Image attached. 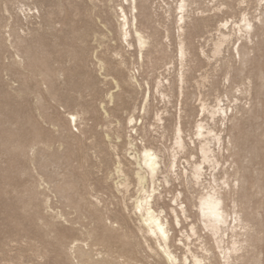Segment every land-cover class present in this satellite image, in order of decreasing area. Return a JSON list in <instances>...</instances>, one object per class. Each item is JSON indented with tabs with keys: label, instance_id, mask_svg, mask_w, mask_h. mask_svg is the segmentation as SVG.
<instances>
[{
	"label": "rangeland",
	"instance_id": "1",
	"mask_svg": "<svg viewBox=\"0 0 264 264\" xmlns=\"http://www.w3.org/2000/svg\"><path fill=\"white\" fill-rule=\"evenodd\" d=\"M121 2L124 0H0V264H89L79 257L78 247L104 264H163L143 242L135 215L123 211V202L131 205L137 196L133 176L129 174L126 190L117 192L112 185L116 155L126 169L121 138H115L125 115L105 119L96 106L106 99L107 89L115 91L109 81H102L100 61L103 71L114 68L121 58L120 79L129 71L142 84L160 77L174 79L175 44L169 37L167 55L140 61L119 38L117 8ZM174 3L147 0L160 20L162 10ZM207 4L211 1L204 0L203 14L211 18L209 25L192 38L194 47L202 45L207 53L218 37L217 18L238 20L245 13L261 28L257 26L249 38L239 39L232 30L218 55L210 54L191 73L189 67L184 96L176 89L164 99L154 93L150 112L166 110L169 115L153 132L155 137L163 135L164 144H171L182 104L187 112L182 118L186 140L193 136L194 124L200 119L220 134V144L211 141L219 161L214 170L216 183L227 180L225 204L228 210H237L244 223L236 228L239 249L227 264H264V0H232L230 7L224 5L219 12L208 10ZM200 15L193 7L190 18ZM259 16L262 24L257 21ZM64 19L70 20L71 28ZM47 28L61 40L60 63L52 55L45 65L48 56L43 35ZM157 29L160 38L163 27ZM21 47L35 50L38 62L34 57L23 58ZM115 52H119L117 57ZM143 93V87L137 88L131 96L139 103ZM218 101L232 109L225 119L200 112L201 103L212 107ZM69 112L78 113L75 123L69 121ZM150 122V117L142 120L146 125ZM105 131L110 133V141L105 139ZM7 138L12 143H5ZM205 180L210 181L207 166ZM168 189L169 196L178 190L183 200L188 196L180 180H172ZM19 198L28 205L17 202ZM13 203L18 211H4ZM203 239L207 257L219 264V250L205 231ZM224 239L225 245L231 243L230 236ZM73 241L76 245L70 250ZM198 242L192 238L189 245L197 249ZM148 243L154 246L151 240Z\"/></svg>",
	"mask_w": 264,
	"mask_h": 264
},
{
	"label": "bare ground",
	"instance_id": "2",
	"mask_svg": "<svg viewBox=\"0 0 264 264\" xmlns=\"http://www.w3.org/2000/svg\"><path fill=\"white\" fill-rule=\"evenodd\" d=\"M40 1L46 3L48 0ZM209 1L211 4H207L206 8L219 12L224 5H226L225 8L230 7L232 0H220L218 5L214 3L215 0ZM124 3L121 2L117 8L118 34L121 43L125 44L128 49H132L140 61L143 59L151 61L152 58L156 59L159 56L163 58L168 54L167 50L170 45L165 41L172 37L175 44L173 56L176 59V72L174 79L160 77L151 84L148 80L142 84L134 71H129L124 79L118 77V72L121 71L120 67L124 64L121 58L114 65V68L110 67L103 71H101L103 63L99 60V75L102 81H109L115 91L106 90V99L99 101L96 111L105 119L111 116L125 115L124 126L119 129L115 138L117 140L121 138V149L126 162V169L120 157L116 155L117 161L114 167L116 177L113 179L112 185L117 192L123 188L126 190L129 174L133 176L137 196L133 198L131 205L123 202V211H131L135 215L136 228L141 234L143 242L163 264H197V261H200L201 264H215L207 257L208 250L203 239L204 231L211 243L219 250V264H227L231 254L239 249L235 240L236 228L239 225L244 227V223L242 215L234 208L228 210L225 204V195L228 194L227 188H229L227 180H223L222 185L216 183L214 170L219 165V161L214 148L211 146V141L220 144V134L213 131L200 119L194 124L193 136H189L186 140L182 118L187 115V112L181 104L173 124V141L166 145L161 140L163 135L155 137L153 131H157V128L163 124V118L169 114L166 110L158 109L150 112L148 106L154 93L164 99L169 95V91L176 89L179 96H184V84L187 76H189V67H192L189 72L191 73L193 66L204 59L209 60L210 54L211 56L218 55L223 43L231 36L232 30L239 35L238 39L242 36L249 38L258 23L247 17L245 13H242L238 20L217 18L215 29L218 37L212 44L211 52L207 53L202 45L197 48L194 47L192 41L193 37L204 32V28L208 27V22L211 20L210 17H204V0H175L173 7L166 6L162 10V20L158 18L151 6L147 5V0H124ZM193 7L199 9L200 18L194 20L190 18ZM64 21L65 26L71 28L70 20L64 19ZM257 21L262 24L261 16L258 17ZM46 25L50 26L49 20H47ZM160 25L163 30L160 38H158L157 27ZM260 28L258 26V30ZM70 32L74 33L72 29ZM43 36L45 51L48 56L44 59L45 65H48L52 55L55 56L56 62L60 63L61 40L58 34L52 35L47 28ZM21 48L23 58L32 59L34 57V60L38 62L34 54L35 50L33 52L29 47ZM118 54L119 52H115L114 56L117 57ZM46 69L50 70L48 66ZM142 87L143 98L141 102L137 103L136 98L131 96V92ZM228 110L232 109L224 106L220 101L212 107H207L204 103L200 104V112L202 114L207 112L212 118L218 115L225 119ZM235 113L232 114V117H235ZM73 116L76 117V122L78 113H68L71 123H75L72 120ZM147 117L152 120L148 125L142 123V120ZM118 122L120 121L117 120ZM177 129L180 132L179 136H177ZM104 137L108 141L111 140L110 133L107 131L104 132ZM122 137L124 138L123 141ZM4 142L12 143L8 138ZM146 151L150 153V156L145 157ZM206 166L210 168V181L205 180ZM197 170H199V180L194 176ZM236 172L237 170L235 174ZM8 177L7 175L3 179L6 180ZM172 180H180L185 186L188 193L185 200H183L180 190L171 193L170 196L168 195L170 193L168 186ZM232 188L235 192L234 186ZM1 192L3 193V191ZM146 199L147 202L144 203ZM202 199L205 201L203 213H201L200 204ZM18 200L17 202L28 205L23 199L19 198ZM172 200H176L177 203L172 204ZM138 204L141 211H136ZM181 204L184 205L183 209L180 207ZM15 208L18 211L16 203H13L6 208L4 207V211L13 212L16 211ZM14 219L17 220L13 217ZM156 221H159V227H157ZM177 221H179V227H177ZM18 223L20 220L17 221ZM160 228L164 229V235H161ZM177 232L179 236H177ZM227 236L231 238L229 245L224 244V238ZM192 238L199 240V249L190 247L189 243ZM148 240L153 242V247L149 245ZM75 245L76 243L73 241L69 249L72 250ZM181 247L183 250L179 253L177 249ZM77 253L89 264H104L103 261L94 260L93 254L84 251L81 247L77 248Z\"/></svg>",
	"mask_w": 264,
	"mask_h": 264
},
{
	"label": "snow or ice",
	"instance_id": "3",
	"mask_svg": "<svg viewBox=\"0 0 264 264\" xmlns=\"http://www.w3.org/2000/svg\"><path fill=\"white\" fill-rule=\"evenodd\" d=\"M141 46H143V45H141ZM157 119H159V117H157ZM72 120L75 122L76 117L73 116V117H72ZM129 123H132V121H129ZM179 135H180V132H179V129H177V136H179ZM178 143H179V141H178ZM144 155H145V157H148V156H150V153L146 151V152L144 153ZM198 172H199V170H197V171L194 173V176H195V178H196L197 180H199ZM186 175H187V174H186ZM225 186H227V185H225ZM145 195H146V197H147V193H146ZM177 195H180V193H177ZM149 199H150V198H149ZM146 202H147V199L144 201V203H146ZM171 203H172V204H176L177 201H176V200H172ZM200 204H201V213H203V207H204V205H205V201L202 199L201 202H200ZM180 207L183 209L184 205L181 204ZM136 211H141V207H140L139 204H138L137 207H136ZM155 223L157 224V227H159V221H156ZM177 227H179V221H177ZM159 230H160L161 235H164V229H163V228H160ZM152 234L155 235V233H152ZM165 239H167L166 236H165ZM197 264H201V262H200V261H197Z\"/></svg>",
	"mask_w": 264,
	"mask_h": 264
}]
</instances>
